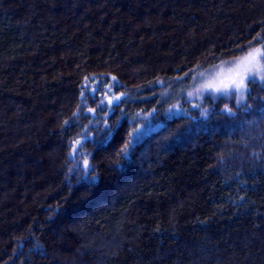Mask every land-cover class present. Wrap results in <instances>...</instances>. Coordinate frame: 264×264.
Returning a JSON list of instances; mask_svg holds the SVG:
<instances>
[{
  "label": "trees",
  "instance_id": "obj_1",
  "mask_svg": "<svg viewBox=\"0 0 264 264\" xmlns=\"http://www.w3.org/2000/svg\"><path fill=\"white\" fill-rule=\"evenodd\" d=\"M255 49L264 0H0V264H264V82L195 106Z\"/></svg>",
  "mask_w": 264,
  "mask_h": 264
},
{
  "label": "snow or ice",
  "instance_id": "obj_2",
  "mask_svg": "<svg viewBox=\"0 0 264 264\" xmlns=\"http://www.w3.org/2000/svg\"><path fill=\"white\" fill-rule=\"evenodd\" d=\"M261 55L260 49H255L253 52H249V54L244 58L243 61H241L236 66L235 75L229 79L228 82L221 81L219 85L209 83L207 85H204L206 89H214L216 93H218L220 96H227L230 94L240 93L242 95L241 90L244 88V79L248 73H251L253 68H256L257 71H264V65H261L258 57ZM115 80V78H112ZM251 80L255 82V76L251 77ZM94 95H98L100 91H103L102 87H97L96 89H89ZM212 95V92L209 91V96ZM115 102L120 103L121 97L116 96ZM113 101L111 99L104 100L101 99L100 105L102 107V110H106L107 106L112 104ZM239 103V101H238ZM92 111V110H90ZM118 123V122H117ZM116 131L118 129L109 128L107 131V134L104 139V143H109L115 136ZM143 133L137 129L133 133H129V139L124 144L122 148L119 149L118 155L123 157L124 159L129 158V146L133 144V141H138ZM77 144H79V141H76ZM85 166L87 167V162H85ZM95 172L94 166L88 169V172L86 173L88 180L91 183H96L97 177L93 176L92 173Z\"/></svg>",
  "mask_w": 264,
  "mask_h": 264
},
{
  "label": "rangeland",
  "instance_id": "obj_3",
  "mask_svg": "<svg viewBox=\"0 0 264 264\" xmlns=\"http://www.w3.org/2000/svg\"><path fill=\"white\" fill-rule=\"evenodd\" d=\"M260 51H261V55L258 57V60H259V62H260L261 65H264V51L262 49H260ZM244 58H242V59H240V60H238L236 62H232V63H229V64H224V65L218 67L210 75L204 76L202 78V82H203V80H204V82L200 86H198L197 89H196V92L198 91L199 92L198 95L201 96V97H199L198 95L195 96V97L198 96L197 97L198 99H196V101H198V104L196 103L195 106L199 107V102H201V100H202V95H205V93H208L209 91H211L213 95H219L218 93L215 92L214 89H211V90L206 89L204 87V85H207L209 83L219 85L221 81L228 82L229 79L235 75V70H236L237 64H239L241 61H243ZM252 76H255V78L258 79V80H260L261 82H264V71H257L256 68H253L252 72L251 73H248L246 75L245 79H244V88L241 90L242 95L239 93L241 100L245 99L244 94H245L246 89H247V82L249 81V79ZM109 92H110V94L107 96L106 100L111 99L113 101L112 104H115L116 103L115 102V97L116 96H120L121 97V100H122L123 96L122 95H116L112 91V88L109 89ZM193 99H191V100H193ZM112 104H110L109 106H111ZM171 111L174 114L175 113L176 114H179V113L182 112V110L178 106H176L173 109H171ZM148 119H149V121L151 120V115L148 116ZM140 131L142 133H144L142 131V129ZM146 134L147 133H144L138 141H133V144L131 146H134L138 142H140L144 138V136H146Z\"/></svg>",
  "mask_w": 264,
  "mask_h": 264
}]
</instances>
